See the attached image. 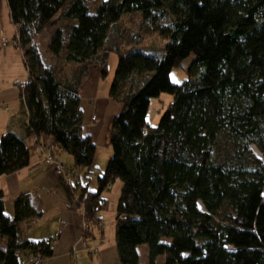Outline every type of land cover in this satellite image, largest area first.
<instances>
[{
    "label": "trees",
    "instance_id": "16d2710c",
    "mask_svg": "<svg viewBox=\"0 0 264 264\" xmlns=\"http://www.w3.org/2000/svg\"><path fill=\"white\" fill-rule=\"evenodd\" d=\"M7 2L28 74L20 100L29 116L23 134L0 140V177L29 167L38 147L53 158L60 149L77 169L67 171L72 185L59 178L70 208L84 207L85 243L103 231V194L122 182L120 264H139L141 245L150 264L160 256L165 264H264V0ZM48 28L55 65L38 44ZM144 32L163 43L142 45ZM111 52L118 67L109 97L121 110L112 120L113 156L92 192L97 146L84 129L81 90L93 66L106 78ZM190 58L189 79L172 83V71ZM162 94L173 103L151 127V102ZM5 205L0 191V264H21L38 250L53 258L54 239L24 237L44 216L32 197L18 196L13 216Z\"/></svg>",
    "mask_w": 264,
    "mask_h": 264
},
{
    "label": "crops",
    "instance_id": "0c3cea01",
    "mask_svg": "<svg viewBox=\"0 0 264 264\" xmlns=\"http://www.w3.org/2000/svg\"><path fill=\"white\" fill-rule=\"evenodd\" d=\"M101 79L100 67H91L89 77L81 90V105H83V100H87L92 104L90 108H87V110H90V116L86 118L84 115V129L87 134L91 135L96 146V140L106 135H108L107 145H109L112 121H109L110 125L107 122L106 125L108 126H106L103 118L106 109L113 108L116 103L111 98L99 100L96 96ZM16 89V84L8 83L7 88L0 95V106L13 107L10 112L0 111V130L4 134L8 132L23 134L28 123L29 114L23 102L14 99V95L10 99L3 97L6 92L15 94ZM93 118H95V121H93ZM104 125L106 126L105 129ZM106 129L107 132H105ZM29 145L32 147L34 141H29ZM40 148L38 147L32 152L34 155H31L29 167L15 174L0 177V191H3L6 195V213L13 215V201L21 194L28 193L32 197L33 203L43 211L44 216L38 224L24 231V237L35 243L54 239V256L46 260L45 264H74L76 263L75 260L78 259V254L81 255L82 252H78V250L83 242L84 213L76 212L70 208L65 187L61 179L55 176L52 168L43 162ZM65 154L62 150L55 149L54 158L59 163L64 164L63 161H68ZM102 214L103 212L101 216ZM48 218L49 222L47 221ZM42 226L44 229L37 232V229L42 228ZM104 237V228L103 231L95 229L93 238L90 240L91 244H94L95 247L101 245ZM99 253L101 258L105 253L104 247L100 248ZM103 257H106V255Z\"/></svg>",
    "mask_w": 264,
    "mask_h": 264
},
{
    "label": "rangeland",
    "instance_id": "374dc122",
    "mask_svg": "<svg viewBox=\"0 0 264 264\" xmlns=\"http://www.w3.org/2000/svg\"><path fill=\"white\" fill-rule=\"evenodd\" d=\"M98 1H106V0H89L92 6H94L95 2ZM50 29L51 28H48L47 31H45V33H43L39 37L38 44L47 64L55 65L57 63L55 58L48 52V44H49L48 30ZM15 34H16L15 27L11 22L8 2L7 0H0V95L5 90V88H7V84L12 82L17 86L15 94H12L11 92H6L5 94H3V97L10 99L14 95V99L20 101L21 99L20 88L27 81L28 74L26 67L24 65L22 52L20 49H17L14 46ZM7 41H9L10 44L5 46ZM162 43H163L162 40L158 38V36L144 32V38L141 43L142 45L145 46H150L154 44L161 45ZM129 45L132 46V44ZM192 60L193 58L188 59L187 61H185V63L181 68H175L172 71L171 73L172 83L182 84L184 81L189 79L188 69L191 65ZM107 64H108V75L106 76L105 79L100 80L99 91L97 92L96 95L99 98V100L110 99L109 92L118 67V56L116 53H112V52L109 53ZM65 73L69 75L70 67H65ZM172 103H173V96L169 94H162L159 99H155L151 102V107L147 118L148 123L150 124L151 127L158 126L161 118L164 116V114H166ZM82 104H83L82 107L84 110V115L86 118H88L90 116V110H87V108H90L92 104H90V102H88L87 100H83ZM114 105L115 106L113 108L110 107L106 109V113L104 114V118H103L105 125L107 124V122L109 121L111 122L112 119L119 113L121 105L116 103ZM12 108H13L12 106H7V105L5 107L0 106V111L6 110L10 112ZM105 125H104V129L106 126H108ZM105 132H107V129ZM3 135H4L3 131L0 130V140ZM107 140H108V135L104 137L102 136L99 140H96L97 142V154L95 159L96 170H95V174L91 177L89 181L90 190L92 192L97 191L98 189L97 178L98 176H101L102 173L105 171L109 160L113 156L112 148L110 147V145H107ZM40 149L42 153L43 162L52 168L55 176L60 177L55 173V165L48 164L47 162L48 155L44 152V149L42 147ZM255 153L256 154L258 153L256 149H255ZM31 155L33 156L34 154L32 153ZM65 155L68 159V161H63L66 167V171L71 173V175L73 172V174L75 175V173H77V169H75L74 161L71 156H69L68 154ZM78 171L81 174V177H84V171L81 170ZM121 190H122V182L120 180H117L111 186V188L103 194V198L106 199L109 203L107 209L103 211L102 214L103 228L105 231V237L103 243L95 247L94 244H91V241L85 243V241L82 240L83 242L78 250V252L80 251L82 252L81 255L78 254L77 256L78 259L75 260L76 263L74 264H120L117 253L116 240H115V235H116L115 216L117 212V205H118V200L120 198ZM74 193L75 195L78 194L77 191ZM83 208L84 207H82V212L84 213ZM9 216H13V215H9ZM47 221L49 222V218L47 219ZM88 224L89 223H87V221L85 220V223L83 224L82 227L84 231L89 229L90 226ZM43 229L44 228L42 226V228L37 229V232H40ZM31 233L33 234L34 231ZM101 247H104L105 253L103 254V256L106 255V257L102 256L100 258L99 251ZM137 251L139 255V264H150L148 245L139 246L137 248ZM165 261H166L165 256H160L157 258L156 264H165ZM44 262L45 261L43 260L42 264H45Z\"/></svg>",
    "mask_w": 264,
    "mask_h": 264
},
{
    "label": "built area",
    "instance_id": "2783aa9c",
    "mask_svg": "<svg viewBox=\"0 0 264 264\" xmlns=\"http://www.w3.org/2000/svg\"><path fill=\"white\" fill-rule=\"evenodd\" d=\"M95 118H93V121ZM46 154L48 155V164L55 165V173L62 177L67 185H72V177L71 175L66 171L65 166L62 163H59L54 160V158L49 155L47 152ZM43 257L41 255L40 250L30 253L28 257L25 259L21 260V264H42Z\"/></svg>",
    "mask_w": 264,
    "mask_h": 264
},
{
    "label": "water",
    "instance_id": "95a60500",
    "mask_svg": "<svg viewBox=\"0 0 264 264\" xmlns=\"http://www.w3.org/2000/svg\"><path fill=\"white\" fill-rule=\"evenodd\" d=\"M257 157H258L259 159H262L261 154H260L259 152L257 153Z\"/></svg>",
    "mask_w": 264,
    "mask_h": 264
},
{
    "label": "bare ground",
    "instance_id": "6f19581e",
    "mask_svg": "<svg viewBox=\"0 0 264 264\" xmlns=\"http://www.w3.org/2000/svg\"><path fill=\"white\" fill-rule=\"evenodd\" d=\"M258 152V151H257Z\"/></svg>",
    "mask_w": 264,
    "mask_h": 264
}]
</instances>
